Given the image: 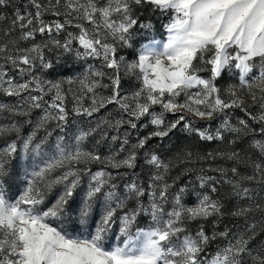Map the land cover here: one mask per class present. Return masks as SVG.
I'll list each match as a JSON object with an SVG mask.
<instances>
[{
	"label": "snow or ice",
	"instance_id": "6c2138e0",
	"mask_svg": "<svg viewBox=\"0 0 264 264\" xmlns=\"http://www.w3.org/2000/svg\"><path fill=\"white\" fill-rule=\"evenodd\" d=\"M157 12L167 18L164 39L150 35ZM0 23V94L17 98L0 103V113L43 112L35 122L0 124V137L15 134L0 149V264H264V243L253 244L258 223L264 231V0H0ZM140 33L145 42L127 60L120 50L133 48ZM69 59L86 67L47 78ZM225 71L238 83L222 89L217 80ZM125 77L136 81L127 94ZM108 105L116 106L115 117L69 130L70 115L91 119ZM237 109L243 117L234 121ZM24 124L33 128L21 136ZM181 130L229 145L185 153L206 162L195 183L170 178L171 161L150 143ZM248 136L249 150L234 147ZM141 153L150 168L145 180L135 171ZM17 156L24 186L13 196L8 165ZM93 164L101 167L93 171ZM82 176L87 191L77 210ZM126 177L121 192L117 181ZM57 186L54 202L43 207ZM96 200L103 211L89 231ZM141 216L149 218L143 227ZM226 217L243 223L220 229ZM117 222L118 242L107 245ZM72 223L78 228L70 230Z\"/></svg>",
	"mask_w": 264,
	"mask_h": 264
},
{
	"label": "rangeland",
	"instance_id": "374dc122",
	"mask_svg": "<svg viewBox=\"0 0 264 264\" xmlns=\"http://www.w3.org/2000/svg\"><path fill=\"white\" fill-rule=\"evenodd\" d=\"M7 14V13H5ZM144 15H148L145 13ZM46 20H52L54 17L51 15H46L44 17ZM143 19V16L141 17ZM152 20V23L154 24V30L150 34L151 36H154L156 39H164L166 38V35L164 33V29L162 27L163 24L167 23V18L162 16L160 13H155L154 15H151L149 17ZM0 27H6L5 24L0 23ZM37 40H39V37H37ZM144 34L140 33L135 37V43L134 47L129 49H121L120 54L123 55L127 60H132L135 58V49L140 46V44L144 43ZM88 63H93L97 64L96 61L89 60ZM81 67H86V64L84 62H73L69 59L68 63L64 64L63 67L60 69V74L57 75L56 73H50L48 74V79H61L65 75H72L73 71L78 72ZM72 70V71H69ZM205 76H207V73H204ZM237 78L235 75L234 71H225V73L217 80V85L221 87L222 89H227L230 85L237 84ZM65 88L68 87V85H64ZM136 87V81L131 78V77H125L122 81V89L123 93L127 94L133 91ZM107 94V93H105ZM15 97H6L3 94H0V103H7V104H14L16 103ZM47 99V97H45ZM87 103V101H85ZM67 106L70 109L72 107V102H71V96H69V100L67 102ZM117 108L115 105H108L106 109H102L100 113L96 114L94 118H87V117H79V118H74L73 116H69V130H74V129H88L90 127H94L95 123L98 119H103V118H110V117H115L117 115ZM43 114L42 109H33L31 111L30 117H11L9 113L3 112L0 113V124H7L10 120L12 119H17V120H27V119H32L33 122L39 120L40 116ZM110 114V115H109ZM236 117H243V113L240 110H235L233 113V120L235 121ZM168 119L171 120L173 117L171 115L168 116ZM204 122L203 121H196L197 126L202 125ZM54 127V122L52 124ZM216 124L213 122V127H215ZM33 128L32 124H24L21 128L20 135L25 136L27 135ZM151 126L148 128H140L139 132L141 135L146 134L147 132L151 131ZM55 136V134H54ZM53 136V139H54ZM15 138V134L8 135V136H3L0 137V149H3L6 147L7 143ZM231 139V137H229ZM252 139L251 136L245 137L243 140L239 141L234 147L238 149H244V150H249V142ZM133 142L134 138H133ZM94 143V142H93ZM151 145L153 148L159 147V150L161 152L162 157L165 159L166 162L171 161L172 167L170 169V178L180 176L181 179L179 183H184L186 180H192L193 183H195V170L199 169L202 165L206 166V162H193L189 161L185 158V153L188 151H192L193 153H199L200 155H203L206 152H213L216 150H224L229 147L227 141H224L223 143L218 142V141H213V142H206V141H201L195 134H190L187 133L183 130L177 131L174 134H172L171 138H165L163 142L159 140H152ZM101 153L105 152V148L102 146L100 149ZM20 160V157L17 156V158L13 159L10 164L8 165L10 169L13 171V178L9 180L8 185H9V192L13 196H18L20 192L23 190V180L20 177H17L15 175V172L17 170V165ZM93 171L97 170L100 165L93 164L91 165ZM186 168H192L193 173L190 174L188 177H184L182 175L183 171ZM121 171H124L121 169ZM139 175L142 180H145L147 178V175L150 171V168L148 165L144 163L143 159V153H141L140 158L138 159V167L135 170ZM131 177H126L124 179H121L117 181V183L120 185V190L123 192V184L125 182V179H128ZM87 183H88V177L87 176H82L81 177V182L80 186L76 189L75 195L73 197V204L72 207L74 209H77L82 205L84 201V197L87 191ZM199 191V189H196ZM227 186L222 185L219 189V194L224 195L227 192ZM61 191V188L57 186L52 193L47 197L45 204L43 207H47L51 205V203L54 202L57 194ZM195 195L194 194H189L185 198V203L188 206H192L195 203ZM131 205V202H130ZM229 208L233 207L232 204L227 205ZM103 211V205L99 200H96L93 203L92 206V217H91V226L89 228V231L94 230L95 222L97 221L100 213ZM121 213L118 211L117 215H120ZM77 219L76 213L73 212V221ZM259 216L257 215V222L259 221ZM149 222V218L145 216H141L138 218V225L143 227ZM237 224H242L243 221L241 220H234L232 217H226L224 220V223L220 224V229H223L225 224L231 225L233 223ZM70 230L71 229H77L78 225L75 223H72L69 225ZM118 228H119V222H117V226L112 229V231L108 234L106 237V244L107 245H115L118 241L116 239L118 235ZM190 228L195 230L196 225L192 224L190 225ZM205 228L208 229L209 231L211 230V225L206 224ZM122 239V238H121ZM264 243V231H261V227L258 223L257 225V236L256 240L253 241L254 245H261ZM216 245H212L209 249V251H212Z\"/></svg>",
	"mask_w": 264,
	"mask_h": 264
}]
</instances>
